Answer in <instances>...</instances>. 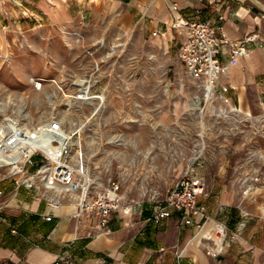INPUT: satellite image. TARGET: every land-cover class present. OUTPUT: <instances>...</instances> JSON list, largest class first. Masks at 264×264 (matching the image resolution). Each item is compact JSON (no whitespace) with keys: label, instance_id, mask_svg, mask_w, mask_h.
<instances>
[{"label":"rangeland","instance_id":"obj_1","mask_svg":"<svg viewBox=\"0 0 264 264\" xmlns=\"http://www.w3.org/2000/svg\"><path fill=\"white\" fill-rule=\"evenodd\" d=\"M20 2L19 16L26 13ZM82 10L87 14L69 21L34 26L23 14L17 23L0 26V121L59 119L75 132L74 149L85 158L92 193L114 181L125 204L160 202L185 170H202L215 185L227 180L238 188L234 195L201 196L208 217L195 227V240L209 220L223 227L226 238L212 209L220 199L245 216L261 213L256 206L264 195V115L217 90L204 98L201 81L180 59L175 19L173 36L164 39L142 19L127 23L106 18L103 10L93 9L92 17L90 7ZM89 75L102 98L74 100ZM31 78L43 79V86L36 89ZM79 197L75 192L60 204ZM202 244L218 247L210 238Z\"/></svg>","mask_w":264,"mask_h":264},{"label":"crops","instance_id":"obj_2","mask_svg":"<svg viewBox=\"0 0 264 264\" xmlns=\"http://www.w3.org/2000/svg\"><path fill=\"white\" fill-rule=\"evenodd\" d=\"M23 1L26 13L19 16L20 0H0V26L17 23L23 14L34 26L43 20L69 21L78 13L86 15L82 8L87 6L92 9L91 17L93 9H99L109 19L127 23L135 17L142 19L147 29L158 36L161 33L164 39L173 36L176 17L208 19L217 27L219 38L232 42L255 34L245 55L232 61L227 54L220 57L227 68L220 73L216 90L264 115V0ZM175 32L181 45L185 31L176 27ZM193 174L205 182V195L231 196L238 190L227 180L215 185L202 170ZM0 190V264H55L61 260L66 264H264V195L262 206H256L261 213L250 216L220 199L212 209L220 215L226 238L223 227L209 220L195 240L202 214L186 224L182 213L173 210L155 224L151 220L153 205L143 203L132 205L129 211L112 212L101 225L96 215L75 216L76 203L49 205L42 191L17 186L10 177H0ZM201 196L199 203L207 212ZM47 214L51 219L44 217ZM203 238L214 239L218 247L199 245Z\"/></svg>","mask_w":264,"mask_h":264},{"label":"built area","instance_id":"obj_3","mask_svg":"<svg viewBox=\"0 0 264 264\" xmlns=\"http://www.w3.org/2000/svg\"><path fill=\"white\" fill-rule=\"evenodd\" d=\"M174 26L185 31V41L180 47L179 56L186 72L200 80L205 95L210 93L211 96L216 91L220 73L227 68L220 57L227 54L232 61L237 56L245 55L247 44L256 38L255 34L233 42L225 37L219 38L217 27L208 19L176 17ZM94 68L95 71L99 69L98 62H95ZM88 78L73 95L74 100L86 101L95 96L102 98V94L93 92L90 86L92 76ZM31 83L40 89L43 79L31 78ZM0 123V177H10L17 186L26 189L42 191L49 205H58L65 197L73 199L76 192L80 197L73 214L96 215L101 225L106 223L112 212L131 209L132 204L124 203L119 185L114 181L92 193L85 158L80 150L74 149L72 137L75 132L67 131L59 119H44L29 125L21 118L5 116ZM30 166H33L32 170H29ZM205 187L202 179L185 170L163 199L153 205L151 220L159 224L173 210L182 213L186 224H192L197 214L207 218L205 206L199 203ZM44 217L51 219L49 214ZM196 225L199 226V223ZM66 263L64 260L55 262Z\"/></svg>","mask_w":264,"mask_h":264},{"label":"bare ground","instance_id":"obj_4","mask_svg":"<svg viewBox=\"0 0 264 264\" xmlns=\"http://www.w3.org/2000/svg\"><path fill=\"white\" fill-rule=\"evenodd\" d=\"M205 91V90H204ZM204 98H207V99H210L211 98V95H210V93H206V95H205V92H204ZM249 115V114H248ZM79 199V198H78ZM77 199V200H78ZM77 204V203H76ZM77 207V206H76ZM222 235H224V231H223V233H222Z\"/></svg>","mask_w":264,"mask_h":264}]
</instances>
